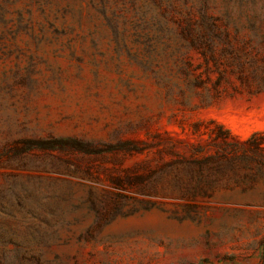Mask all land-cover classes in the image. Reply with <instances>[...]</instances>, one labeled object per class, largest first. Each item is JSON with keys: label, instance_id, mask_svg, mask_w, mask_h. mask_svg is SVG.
<instances>
[{"label": "rangeland", "instance_id": "obj_1", "mask_svg": "<svg viewBox=\"0 0 264 264\" xmlns=\"http://www.w3.org/2000/svg\"><path fill=\"white\" fill-rule=\"evenodd\" d=\"M136 1L0 39V196L39 200L0 215V264H264V0H211L214 59L176 30L200 0Z\"/></svg>", "mask_w": 264, "mask_h": 264}, {"label": "trees", "instance_id": "obj_2", "mask_svg": "<svg viewBox=\"0 0 264 264\" xmlns=\"http://www.w3.org/2000/svg\"><path fill=\"white\" fill-rule=\"evenodd\" d=\"M19 0H0V24L6 29L3 34L0 35V39H4L7 35H12L14 32L18 33L20 31H25L30 33L37 45L46 37L47 33H51L53 38L58 39L59 37L65 36L68 31L69 33L74 31V27L67 28L66 25L58 27V22L61 19L63 24L67 21V17L71 15L74 17V9L71 6V2L74 0H27L26 7L24 9H14V5L17 4ZM111 0H88V5L93 7L98 13L105 17L107 11V5L110 4ZM114 5L122 4L134 7L137 6L136 0H112ZM155 6L161 7L164 14L167 9H177V5L180 0H169L168 4L163 3V0H150ZM184 4H191L189 10L186 12V19L193 13L194 5L193 0H183ZM210 2L211 0H200V7L198 8L199 14L201 15V20L199 23H195L192 20H187L186 25L179 23L176 30L179 32V36L182 38L183 42H188L189 47L201 49V52L205 56L209 53L211 58H215L213 47H215L216 40L227 43L226 51L232 52V41H230L231 32L229 30V23L222 22V19L214 17L210 14ZM36 10L43 17L44 22H38L41 36L34 35L35 22L32 18L33 10ZM180 13L183 10L179 9ZM28 15V16H26ZM225 26H222V25ZM16 26V29L13 28ZM238 30L235 31V38L238 35ZM181 40V41H182ZM185 44V43H184ZM180 46L177 48L179 50ZM154 72V67H151ZM183 68L181 67V70ZM156 73V70H155ZM251 143L247 141L246 144ZM259 149L260 147L258 145ZM12 192V191H11ZM39 208L38 196L34 191H27L22 189L20 192L6 193L0 196V215L12 217L15 215H23L25 217H32L37 214V209ZM29 251H24L20 257V263L29 262V258H32ZM33 259L35 257L33 256Z\"/></svg>", "mask_w": 264, "mask_h": 264}]
</instances>
